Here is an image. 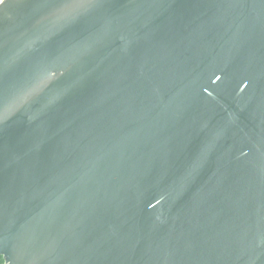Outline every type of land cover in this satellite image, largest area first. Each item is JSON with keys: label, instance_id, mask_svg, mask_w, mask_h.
<instances>
[{"label": "water", "instance_id": "95a60500", "mask_svg": "<svg viewBox=\"0 0 264 264\" xmlns=\"http://www.w3.org/2000/svg\"><path fill=\"white\" fill-rule=\"evenodd\" d=\"M5 264H264V0H1Z\"/></svg>", "mask_w": 264, "mask_h": 264}, {"label": "trees", "instance_id": "16d2710c", "mask_svg": "<svg viewBox=\"0 0 264 264\" xmlns=\"http://www.w3.org/2000/svg\"><path fill=\"white\" fill-rule=\"evenodd\" d=\"M0 264H5V260L3 255H0Z\"/></svg>", "mask_w": 264, "mask_h": 264}, {"label": "built area", "instance_id": "2783aa9c", "mask_svg": "<svg viewBox=\"0 0 264 264\" xmlns=\"http://www.w3.org/2000/svg\"><path fill=\"white\" fill-rule=\"evenodd\" d=\"M1 1V0H0Z\"/></svg>", "mask_w": 264, "mask_h": 264}]
</instances>
